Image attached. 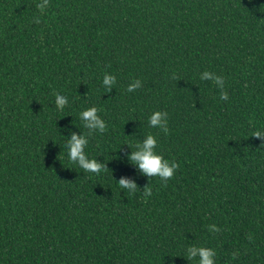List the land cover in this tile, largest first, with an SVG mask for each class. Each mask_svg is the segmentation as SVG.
<instances>
[{
    "label": "trees",
    "instance_id": "1",
    "mask_svg": "<svg viewBox=\"0 0 264 264\" xmlns=\"http://www.w3.org/2000/svg\"><path fill=\"white\" fill-rule=\"evenodd\" d=\"M0 264H264V0H0Z\"/></svg>",
    "mask_w": 264,
    "mask_h": 264
}]
</instances>
